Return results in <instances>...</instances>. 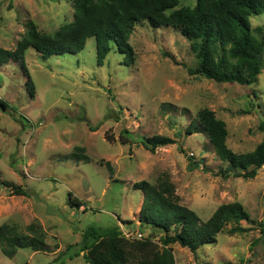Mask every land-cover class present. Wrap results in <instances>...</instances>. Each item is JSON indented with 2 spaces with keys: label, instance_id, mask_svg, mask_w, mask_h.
I'll return each instance as SVG.
<instances>
[{
  "label": "rangeland",
  "instance_id": "1",
  "mask_svg": "<svg viewBox=\"0 0 264 264\" xmlns=\"http://www.w3.org/2000/svg\"><path fill=\"white\" fill-rule=\"evenodd\" d=\"M194 5L195 0H180L176 8ZM72 19V0H0V47L13 50L29 28L52 34ZM250 23L260 38L264 13L251 16ZM128 42L134 50L130 65L113 44L99 64L94 37L75 54L43 58L28 48L26 72L14 61L0 63V99L9 104L0 107V180L29 194H12L0 184V224L26 232L36 223L49 246L44 252L21 248L11 258L0 251V264H88L81 254H71L90 225H117L126 237L150 235L138 225L143 194L133 184L155 183L162 173L180 203L202 220L220 204L235 201L253 220H242L246 230L239 233H229L232 225H226L215 242L196 252L173 244L175 264H264V167L251 178L224 177L226 164L207 135L186 132L207 108L225 122L232 151H251L264 139L258 128L264 122V51L257 81L241 85L191 72L197 59L176 28H154L142 20ZM155 134L176 142L150 151L141 140ZM76 147L83 148L88 162L70 156ZM191 158L201 166L192 165ZM68 192L83 205L71 207Z\"/></svg>",
  "mask_w": 264,
  "mask_h": 264
},
{
  "label": "trees",
  "instance_id": "2",
  "mask_svg": "<svg viewBox=\"0 0 264 264\" xmlns=\"http://www.w3.org/2000/svg\"><path fill=\"white\" fill-rule=\"evenodd\" d=\"M179 1L72 0V21L61 25L52 34L29 28L13 50L0 47V63L14 61L26 72L24 55L28 48H33L43 58L52 54H75L84 48L88 37H94L99 64L113 44L123 54L124 63L130 65L134 62V50L128 42L129 35L138 22L146 20L154 28H176L189 41L197 59L196 66L189 68L191 72L216 82L255 83L262 68L264 33L260 38L253 34L250 17L264 13V0H195L192 7L176 8ZM27 76L28 89L33 93L31 78ZM8 106L0 99L2 109ZM258 128L264 132V122ZM186 132L207 135L217 157L226 164L220 172L224 177L231 174L251 178L258 168L264 167V139L251 151H232L226 144L225 122L210 109H202L197 118L189 122ZM105 137L108 141L112 139L110 135ZM120 139L128 141L122 134ZM175 142L174 138L160 134L141 140L150 151ZM82 150L76 147L70 156L76 161L88 162L90 159ZM190 161L194 166L202 164L192 158ZM106 167L112 174L109 162H106ZM0 184L8 187L12 194L29 195L21 186L8 181L0 180ZM133 188L143 194L138 225L149 228L150 235L126 237L117 225H90L81 232V239L75 244L77 248L71 256L81 254L88 264H175L173 244L196 252L199 247L215 242L216 235L226 225H232L228 232L233 234L246 230L240 225L242 220L253 222L238 201L220 204L208 219L202 220L194 210L180 203L175 186L166 173L159 175L155 183L136 181ZM67 197L71 207L83 205V201L71 192ZM25 231H20L15 224H0V251L3 255L11 258L21 248L48 251L45 231L39 225L29 223Z\"/></svg>",
  "mask_w": 264,
  "mask_h": 264
}]
</instances>
